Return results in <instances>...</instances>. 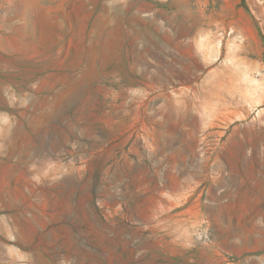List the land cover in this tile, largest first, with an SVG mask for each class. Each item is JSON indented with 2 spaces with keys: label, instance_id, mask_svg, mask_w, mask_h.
<instances>
[{
  "label": "rangeland",
  "instance_id": "obj_1",
  "mask_svg": "<svg viewBox=\"0 0 264 264\" xmlns=\"http://www.w3.org/2000/svg\"><path fill=\"white\" fill-rule=\"evenodd\" d=\"M0 264H264V0H0Z\"/></svg>",
  "mask_w": 264,
  "mask_h": 264
},
{
  "label": "bare ground",
  "instance_id": "obj_2",
  "mask_svg": "<svg viewBox=\"0 0 264 264\" xmlns=\"http://www.w3.org/2000/svg\"><path fill=\"white\" fill-rule=\"evenodd\" d=\"M240 153H241V155H243V151L242 150L240 151Z\"/></svg>",
  "mask_w": 264,
  "mask_h": 264
}]
</instances>
